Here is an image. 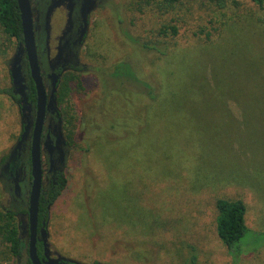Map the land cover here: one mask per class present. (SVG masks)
I'll return each instance as SVG.
<instances>
[{"label":"rangeland","instance_id":"1","mask_svg":"<svg viewBox=\"0 0 264 264\" xmlns=\"http://www.w3.org/2000/svg\"><path fill=\"white\" fill-rule=\"evenodd\" d=\"M143 1L84 0L78 7L48 0L44 12L35 8L47 96L46 72L64 61L79 66L84 80L67 103L54 98L53 108L65 110L61 121L47 115L44 124V134L73 132L60 146L67 188L48 206L49 263L188 264L193 252L195 264H264L263 12L245 0L224 8L186 0L207 5L218 34L178 39L158 35L172 13H142ZM78 24L77 51L62 57L66 33ZM16 53L0 28V88L11 85ZM33 119L19 140L25 114L0 89V204L16 212L24 240ZM219 198L246 208L236 254L217 231ZM25 252L13 257L0 241V264H23Z\"/></svg>","mask_w":264,"mask_h":264},{"label":"trees","instance_id":"2","mask_svg":"<svg viewBox=\"0 0 264 264\" xmlns=\"http://www.w3.org/2000/svg\"><path fill=\"white\" fill-rule=\"evenodd\" d=\"M185 1L186 0H145L141 2L142 6L140 11H142V13L149 12L150 14L159 17L162 16V14L172 13V17L167 15L171 18L170 21L166 22V24H162L158 29V35L162 37L170 36L179 39L181 35L187 33L190 35H204L211 39L216 35L219 25L208 20L207 10L209 9L207 8V5H200L199 7L195 4H190L187 6L184 5ZM245 1L251 4L256 10L262 11L264 15V0ZM207 2L214 7L224 8L226 4L229 2H236V0H207ZM0 28L17 45V52L19 48H23L20 12L16 0H0ZM144 47L147 48V46ZM148 49L156 50L162 55L166 52V49L164 51L154 46H148ZM21 55L17 63L11 64V85L0 89L16 102L19 105L21 112L25 114L26 122L23 126L24 133L27 131L28 123L35 111L36 94L34 84L29 75L27 62L26 60H22L23 58ZM19 62L23 64L21 72L16 69ZM68 67L72 69L69 71V74L65 72V69ZM80 72L81 68L79 66H74L66 61L46 72V77L50 78L52 83L51 93L47 96V113L50 114V116H54L57 120L60 119L61 121V118H63L61 111L64 112L65 110L62 109L60 111L57 108H53L52 104L54 98L57 99V103L60 105L67 103L68 95L70 90H72V87H83L84 80L83 77L80 76ZM69 103L66 106H70ZM65 130L67 134L66 137L62 138L61 133H59L60 136L58 135L55 140V155H52L51 153L47 155L49 165L48 186L46 189L42 190L39 201V239L37 242V253L44 263L49 261L44 247L45 234L42 233V231L45 230L48 218V206L56 201L67 188L68 180L63 169L64 163L60 146L70 144L72 140L71 133L73 132L66 128ZM19 140H23L22 135L19 136ZM49 151L51 152V150ZM25 161L30 167L29 153L27 154ZM216 206L218 210V216L216 218L217 231L220 239L229 252L236 254L239 252V241L247 231L244 220L246 210L245 205L240 199L219 198L216 200ZM23 212L27 213V210L24 209ZM15 213L14 210L7 209L0 204V241L6 246L11 256L21 258L23 255V249L26 246L19 235L18 227L14 222ZM62 262L64 264H80L66 259L62 260ZM195 262L196 255L192 252L188 258V264H195ZM23 264H30L28 256H26V260H24ZM94 264L100 263L95 262Z\"/></svg>","mask_w":264,"mask_h":264},{"label":"water","instance_id":"3","mask_svg":"<svg viewBox=\"0 0 264 264\" xmlns=\"http://www.w3.org/2000/svg\"><path fill=\"white\" fill-rule=\"evenodd\" d=\"M20 12L21 29L23 35V50L25 51L29 75L35 88V114L32 123L30 145H29V164H30V190L28 195V247L27 253L30 264H43L40 260L36 243H37V226L39 201L42 191V132L45 123L47 110V91L44 84L42 71L40 68L35 37L33 28V18L30 0H16ZM20 49L16 53L13 63H17L20 58ZM17 71L19 65H17ZM26 132V131H25ZM22 137L24 138V134ZM44 147L51 148L50 141L46 140L43 143ZM45 233V230L42 231Z\"/></svg>","mask_w":264,"mask_h":264},{"label":"flooded vegetation","instance_id":"4","mask_svg":"<svg viewBox=\"0 0 264 264\" xmlns=\"http://www.w3.org/2000/svg\"><path fill=\"white\" fill-rule=\"evenodd\" d=\"M55 2H54V4L55 3H58V2H60V3H64L66 0H54ZM47 2H48V0H33V2L30 0V4H31V10H32V18H33V28H34V37H35V43H36V27H37V24H36V22H35V16H34V12H35V8L36 9H38V11L39 12H44L45 10H46V8L48 7L47 6ZM69 2L70 3H74V4H76V5H78V7L82 4V2H84V0H69ZM47 6V7H46ZM58 10V9H57ZM60 10H63L62 8L60 9ZM64 11V10H63ZM73 13V12H72ZM72 26V28L70 29L69 28V31L66 33L67 34V38H65L64 39V41H63V48L65 49L64 51H60V53H61V56L63 57L65 54H71V55H73V53L74 52H76L77 50H76V47L74 46V42H75V36H76V34L78 33V27H79V24L78 25H71ZM23 49V48H22ZM22 49H21V56H22V60H26V62H27V59H26V55H25V51L23 50V53H22ZM36 49H37V55H38V48H37V46H36ZM62 49V48H61ZM66 50L68 51V52H66ZM25 58V59H24ZM22 64V63H21ZM23 65V64H22ZM27 65H28V63H27ZM56 67V66H55ZM42 76H43V73H42ZM47 78V77H46ZM48 79V78H47ZM43 80H44V76H43ZM34 114H35V111H34V113H33V115L31 116V118L32 117H34ZM50 116V114H48L47 113V110H46V116ZM50 117H54V116H50ZM45 119H46V117H45ZM54 119H56L55 117H54ZM45 124V123H44ZM43 131H44V126H43ZM59 133H60V130H59V132L58 131H54V132H52V133H46V134H44V132H42V138H43V136H44V142L46 141V140H48V141H50V144H51V148H49V147H46L45 149H46V158H47V155L49 154V153H51L52 155L54 154L55 155V150H56V147H55V140H56V138H57V136L59 135ZM60 136V135H59ZM43 142V143H44ZM49 150H51V152L49 151ZM18 157H19V154H18ZM18 159V158H17ZM16 159V161H18ZM47 162H48V160H47ZM17 165V164H16ZM16 165H13V168L12 169H14V167H16ZM49 166V165H48ZM29 170H30V167H29ZM48 171H49V169H48ZM43 177V176H42ZM29 180H30V182H31V177H30V171H29ZM47 181H48V177H47ZM30 190V189H29ZM43 190V189H42ZM42 192V191H41ZM27 206H28V200H27ZM27 214V213H26ZM27 236H26V239L24 240L23 239V237H22V241L24 242V244H25V248H26V254H27V256H28V253H27V247H28V215H27ZM45 234V233H44ZM38 239H39V234H38V226H37V242H38ZM44 239H45V237H44ZM44 247H45V241H44ZM36 248H37V243H36ZM45 253H46V249H45ZM46 256H47V253H46ZM48 257V256H47ZM40 258V257H39ZM29 259V258H28ZM48 259H50L49 257H48ZM41 260V259H40ZM42 261V260H41ZM50 261V260H49ZM49 261L48 262H42L43 264H50L49 263ZM51 263H53V262H51Z\"/></svg>","mask_w":264,"mask_h":264}]
</instances>
